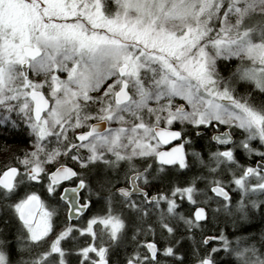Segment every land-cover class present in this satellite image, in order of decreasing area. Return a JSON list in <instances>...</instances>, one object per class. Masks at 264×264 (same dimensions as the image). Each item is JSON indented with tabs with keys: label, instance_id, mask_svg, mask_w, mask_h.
<instances>
[{
	"label": "snow or ice",
	"instance_id": "1",
	"mask_svg": "<svg viewBox=\"0 0 264 264\" xmlns=\"http://www.w3.org/2000/svg\"><path fill=\"white\" fill-rule=\"evenodd\" d=\"M157 102L180 153L158 163L191 174L172 195L198 182L210 193L185 221L203 233L197 246L188 229L195 264H264V0H0V138L26 145L0 166V264H108L95 227L112 224L117 240L125 221L111 194L97 211L111 181L84 173L123 161L105 145L126 139L129 118L142 131ZM139 178L116 194L151 205ZM221 216L230 232L211 231ZM158 254L188 260L178 247Z\"/></svg>",
	"mask_w": 264,
	"mask_h": 264
},
{
	"label": "trees",
	"instance_id": "2",
	"mask_svg": "<svg viewBox=\"0 0 264 264\" xmlns=\"http://www.w3.org/2000/svg\"><path fill=\"white\" fill-rule=\"evenodd\" d=\"M24 137L23 136H8L6 139L0 138V166L10 163V157L17 152L19 149H23L26 145L23 143ZM202 170L198 168L195 163L192 166V174L199 173ZM118 175V174H117ZM104 177V176H103ZM102 178V177H101ZM191 178V174L186 177L180 173L178 169L169 168L164 170L162 175V186L165 191L169 190L175 186H183L189 179ZM121 179L120 175L115 177V181H119ZM92 180V179H90ZM197 188L202 189V196L198 198V204H202V201L205 200L209 193L207 192V184L206 182H198L196 185ZM117 206H119L120 211L128 212V209H124L122 204L118 199H115ZM178 204L180 208H176L175 214L172 217L167 218L168 215H164L162 217L173 229V233H167L163 227H159L157 221L160 219L157 217L156 210H148L147 217L144 218L140 212L142 210H137L139 215H136L133 211V214L126 217V228L124 230L123 236L117 240L115 248L110 253L111 264H127V260H132L130 255L133 252H136L137 255L145 256L146 261L143 264H179V262L173 258V256H165L163 261L159 262L158 257L155 259H151L145 252L144 249L136 248L140 242L145 240H154L158 247L159 253L163 249L164 245L166 244L167 247H173L178 250L181 254L187 255L188 260L185 264H195L194 256L191 252L192 249V241L188 240V235L190 234L188 229H193L191 235L193 236L194 240L196 241V245L199 246V241L203 237V233L194 230V223H186L192 218V211L196 203H191L186 199L178 200ZM152 213V214H151ZM181 215L183 219H181ZM255 223H259V217L256 218L254 221ZM151 226L154 227L153 231L150 229ZM232 222L227 220L225 217L221 216L216 222L214 227L211 231H215L216 228L223 229L225 232H230L232 230ZM135 237V238H133ZM183 241V246H179L178 242Z\"/></svg>",
	"mask_w": 264,
	"mask_h": 264
},
{
	"label": "flooded vegetation",
	"instance_id": "3",
	"mask_svg": "<svg viewBox=\"0 0 264 264\" xmlns=\"http://www.w3.org/2000/svg\"><path fill=\"white\" fill-rule=\"evenodd\" d=\"M153 134H154V130H153ZM154 136H155V134H154ZM160 145H161V147L158 149V151L150 157V162H147L143 158L136 159V160H134L132 162L131 161H127V160H123V161H120V162H117V163H113L112 165H110L108 167L98 166V167H96L94 169H90L88 171H85V173H84L86 179H88V180L92 179L90 181H91V183L93 184L94 187L96 186L97 179H100L103 176L104 177L106 176L108 178V180L111 181L112 188L110 189V192L103 191V190H101L99 192V195L102 198V200H101V203L98 204V206H97V211L100 212V213L104 212L106 204H105L103 198L107 197L109 194H111V197H112V204H111L112 213L111 214L113 216L119 215L122 219H124V221H125L124 230H125V228L127 226L126 225L127 223H126V220H125L126 217L130 216L131 214H133V212L130 210V208H126L124 206L125 204H130L131 201L134 200L136 202V205H137V210L140 209L143 212L145 211V209H147V211L148 210H152V209L159 210V206L161 204L160 199H163V197L165 195H167L168 191L170 190L169 189V190L165 191L163 186H162V183H161L163 172H164V170L169 169V167H166L165 165H162V164L158 163V161H157V158H156L157 157V153L161 149L164 148V146L161 143H160ZM135 162H137V163L134 164ZM148 165H150L151 167L150 168L147 167ZM162 167L164 168V170L162 172L158 171ZM171 168L176 169L175 167H171ZM145 170L147 171V176H148V179H149L150 182L146 185L144 183V176L143 175L139 176L140 177L139 180L136 181V184H137L136 190H138V192H140V193H142L144 191H147L150 195H156V201L155 202H153L151 205H146L144 203L143 196L139 195V194H136V191L131 189V188H129L128 190L132 191L133 195H131V196L127 197V198L121 197V196L116 194V190L119 187H121V186H125L126 187V185H123V181L126 178L132 176L136 172L145 171ZM119 175H120L121 179L116 182L115 181V177L119 176ZM209 196H210V193H209ZM115 199H118L120 201V203L122 204L123 208L124 209H128L129 211L128 212H122V211H120V209L116 211L115 205H114ZM178 199H180V198H178ZM183 199H185V198H183ZM38 211L39 210L37 209L34 212V215ZM136 211L134 212L136 215H139L140 213L142 215V213H143V212L137 213ZM192 215H193V211H192ZM157 217H159V213H157ZM157 224H158L159 227L161 226L160 225V219H159V221H157ZM150 229L153 231L154 227L151 226ZM124 230L118 236L117 240H119L123 236ZM110 234L111 233L109 231V226H107L105 229H102V228L99 229V225H97L95 227V235H96L95 246L104 245V246H106V248L109 251H112L115 248V246H116L117 240H113V237ZM150 241L155 242L154 240H152V239L150 240L149 239V240H145L143 242H140L135 247L136 248H140V249H144L146 254L152 259V257L150 256V254L148 252V249H147V243L150 242ZM89 242H90L89 240H83V241H81V244L79 246H86ZM158 250H159V247H158ZM158 253H159V251H158ZM157 257H158V255L156 256V258ZM105 259L107 260L108 264H111L110 256L105 258ZM131 261H132V264H143V262L146 261V258H145V256L144 257L140 256L138 259H133L132 258ZM92 264H97V262L92 263Z\"/></svg>",
	"mask_w": 264,
	"mask_h": 264
},
{
	"label": "rangeland",
	"instance_id": "4",
	"mask_svg": "<svg viewBox=\"0 0 264 264\" xmlns=\"http://www.w3.org/2000/svg\"><path fill=\"white\" fill-rule=\"evenodd\" d=\"M145 106H147V105L145 104ZM151 112L156 117V119L155 120L142 119L141 120V125L143 126L142 131H139V132L132 131L134 124H133V120L131 118H129L127 120L126 125H125L129 129V131L123 134V137H126V139L122 138L115 146H113L111 143H109V144L105 145V147L112 148L113 151H119L120 154L125 157L124 160L132 162L136 159H130V158L141 157V158L145 159L147 162H150V157L153 154H155L158 151V149L161 147L159 141L156 139V137L153 134V127L156 125H162V126L167 127L165 125V121L170 118V114H166L167 110L165 109V106L160 102H157L155 107L151 109ZM135 127H140V126H135ZM115 163H117V162H115ZM136 163L137 162H135L134 164H136ZM196 189H199V188L196 187ZM173 191H174V187L170 188L167 195H165L163 197V199H160L161 204L159 206V210L154 209L161 216L160 220L162 217H164V215H168L167 218H170V217H172L173 214H175L176 207L172 206L171 202L176 201V203L178 204V200H180L178 198H180V197H183L189 201V196H191V203H196V205H199L198 204V202H199L198 198H200L202 196V191H200L199 193H197V191L195 189L191 193L181 191V192L177 193L176 196L172 195ZM114 205H115L116 211L119 210V206H117L116 202L114 203ZM169 206H172L171 212H168V210H167ZM116 217L121 218L119 215H117ZM105 219H107V217H105ZM122 220L124 221V219H122ZM160 225H161V223H160ZM107 226H109V231L111 233L110 235L112 236V233H113V225L112 224H104L103 226L99 225V229L100 228L105 229ZM160 227H162V226H160ZM121 232H118L116 234L117 237L121 234ZM96 248L100 250V254L102 257H104V259L110 256L111 251H109L106 248V246H104V245L98 246L97 245ZM167 248L168 247L165 244L162 250L164 252H166ZM165 256L166 255H160V257L158 258V261L162 262L163 259H165ZM130 257H132L133 259L139 258V256L137 255L136 252H133L130 255ZM95 262H96L95 258L93 257L92 263H95Z\"/></svg>",
	"mask_w": 264,
	"mask_h": 264
},
{
	"label": "water",
	"instance_id": "5",
	"mask_svg": "<svg viewBox=\"0 0 264 264\" xmlns=\"http://www.w3.org/2000/svg\"><path fill=\"white\" fill-rule=\"evenodd\" d=\"M153 130H154V134H155L157 140L164 146V148L161 149L157 153V157H156L157 161H167V160H173V159L179 158L180 153H179L178 149L170 150L171 149L170 141H172L174 139V134L169 130V128L162 126V125H156V126H154ZM143 172L144 171L136 172L133 175L142 176ZM135 186L137 188L136 181H135ZM128 191H130V190H128ZM130 192H132V191H130ZM203 207H205V205H202V204L196 205L193 209V213L196 211V209L203 208ZM36 210H33V211L35 212ZM147 249H148V252H149L151 257H152L153 253L158 254V251H159L157 243H155L153 241H150L147 243ZM99 264H103V261H100Z\"/></svg>",
	"mask_w": 264,
	"mask_h": 264
}]
</instances>
